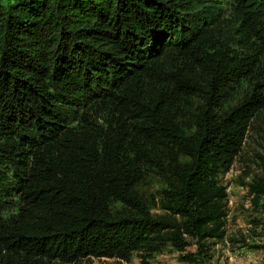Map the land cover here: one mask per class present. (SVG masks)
Listing matches in <instances>:
<instances>
[{
    "label": "trees",
    "instance_id": "obj_1",
    "mask_svg": "<svg viewBox=\"0 0 264 264\" xmlns=\"http://www.w3.org/2000/svg\"><path fill=\"white\" fill-rule=\"evenodd\" d=\"M263 62L264 0H0V264L224 241ZM150 169L164 215L138 191Z\"/></svg>",
    "mask_w": 264,
    "mask_h": 264
},
{
    "label": "rangeland",
    "instance_id": "obj_2",
    "mask_svg": "<svg viewBox=\"0 0 264 264\" xmlns=\"http://www.w3.org/2000/svg\"><path fill=\"white\" fill-rule=\"evenodd\" d=\"M264 64V62H263ZM243 89L249 82H243ZM186 160V158H183ZM229 195V216L227 218V237L222 242L207 241L197 245L196 240H187L190 246L181 252L172 246L148 258L149 264H264V236H257L261 229L256 221H264V211L253 203L249 185L256 180H264V110L253 120L242 152L232 169L221 176ZM168 189L166 177L159 169H150L140 183L138 191L154 215H164L165 190ZM117 207H122L117 204ZM192 255L194 262L186 261ZM80 264H145L142 253L130 261L110 258H92Z\"/></svg>",
    "mask_w": 264,
    "mask_h": 264
}]
</instances>
